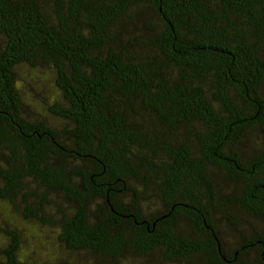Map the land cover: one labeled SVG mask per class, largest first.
Masks as SVG:
<instances>
[{
    "label": "trees",
    "instance_id": "1",
    "mask_svg": "<svg viewBox=\"0 0 264 264\" xmlns=\"http://www.w3.org/2000/svg\"><path fill=\"white\" fill-rule=\"evenodd\" d=\"M0 202L88 264H264V0H0Z\"/></svg>",
    "mask_w": 264,
    "mask_h": 264
},
{
    "label": "rangeland",
    "instance_id": "2",
    "mask_svg": "<svg viewBox=\"0 0 264 264\" xmlns=\"http://www.w3.org/2000/svg\"><path fill=\"white\" fill-rule=\"evenodd\" d=\"M139 16H144L147 19H153V14L149 8H142ZM22 79L25 84L21 83V89L25 95L28 96V100L32 107V115L34 117H38L39 114L50 116L49 113L45 112V106L42 105L39 101L40 99L48 100V96H50L51 92L54 89L53 77L52 74L48 71H26L24 68L22 69ZM40 103V107L39 104ZM62 201V200H60ZM14 211V212H13ZM20 213L16 214L13 208H9V206L5 205L3 202H0V241H3L5 237V231L11 228L12 224H16L17 226L23 224V232L25 239L27 241L26 251H23L24 257L30 258H39L45 260L44 262H52L51 257L58 250L59 255L62 257H66L70 260L75 258L76 262H80L81 264H88L90 262V257L87 253L77 254L74 251L65 252L62 247L57 243V239L52 231L47 229V232H40L35 230H30L27 226H29V222H23L19 220L18 217ZM26 224V225H25ZM9 225V226H8ZM11 226V227H10ZM230 242L228 247L229 249L235 245V239H237V234L229 231L226 233V236ZM54 251V252H53ZM249 260L252 262L251 256H248ZM57 261V260H56Z\"/></svg>",
    "mask_w": 264,
    "mask_h": 264
}]
</instances>
